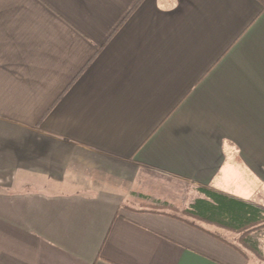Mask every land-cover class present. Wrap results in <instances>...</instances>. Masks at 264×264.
<instances>
[{
	"label": "crops",
	"instance_id": "0c3cea01",
	"mask_svg": "<svg viewBox=\"0 0 264 264\" xmlns=\"http://www.w3.org/2000/svg\"><path fill=\"white\" fill-rule=\"evenodd\" d=\"M139 1L0 0V264L254 261L165 209L264 213V0Z\"/></svg>",
	"mask_w": 264,
	"mask_h": 264
},
{
	"label": "trees",
	"instance_id": "16d2710c",
	"mask_svg": "<svg viewBox=\"0 0 264 264\" xmlns=\"http://www.w3.org/2000/svg\"><path fill=\"white\" fill-rule=\"evenodd\" d=\"M204 194L209 201L198 200L190 208L182 210L181 216H174L199 229L205 224L239 235L240 244L235 246L264 262L258 242L253 239V234L264 228V213L243 202L212 193Z\"/></svg>",
	"mask_w": 264,
	"mask_h": 264
},
{
	"label": "rangeland",
	"instance_id": "374dc122",
	"mask_svg": "<svg viewBox=\"0 0 264 264\" xmlns=\"http://www.w3.org/2000/svg\"><path fill=\"white\" fill-rule=\"evenodd\" d=\"M146 208H149V209H154V208H152V207H148V206H146ZM166 211H168V212H171V213H173V215H178V216H181V210H176V209H171V208H169V209H165ZM226 237H227V239L229 240V242H231V243H235V244H237V245H239L240 244V242H239V236L238 235H236V234H229V235H226ZM237 237V238H236ZM253 237L254 238H256L257 240H258V243H259V245H260V251L263 253V256H264V229L263 230H261V231H259V232H257V233H255L254 235H253ZM247 255H249V258L251 257L250 256V254L247 252ZM251 259H254V261H252V264H264V262H262V261H260V260H258L257 258H253V257H251ZM254 262V263H253Z\"/></svg>",
	"mask_w": 264,
	"mask_h": 264
}]
</instances>
